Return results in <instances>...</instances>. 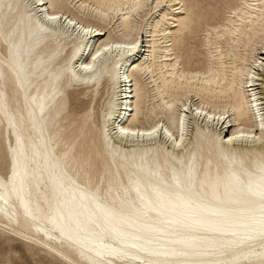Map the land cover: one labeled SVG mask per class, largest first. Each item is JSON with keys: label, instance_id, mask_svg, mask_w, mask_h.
Instances as JSON below:
<instances>
[{"label": "bare ground", "instance_id": "6f19581e", "mask_svg": "<svg viewBox=\"0 0 264 264\" xmlns=\"http://www.w3.org/2000/svg\"><path fill=\"white\" fill-rule=\"evenodd\" d=\"M222 1L0 0V227L67 264H264V0Z\"/></svg>", "mask_w": 264, "mask_h": 264}, {"label": "rangeland", "instance_id": "374dc122", "mask_svg": "<svg viewBox=\"0 0 264 264\" xmlns=\"http://www.w3.org/2000/svg\"><path fill=\"white\" fill-rule=\"evenodd\" d=\"M234 1L237 0H225L222 1V4L224 2L234 4ZM222 4L220 5L221 12L224 8ZM201 35V31H198L197 34L194 35L192 47L194 46L193 49H195L196 53L202 51ZM69 92L70 90L67 89L62 95L65 97ZM99 95L100 92L99 94H95V99L98 98ZM80 97L83 99V96ZM94 117L95 115L93 114L92 120L95 119ZM61 123H65V121H62ZM3 126L4 121L0 116V174L3 178H6L10 171V159L13 153V142L11 133L7 129H4ZM63 132L64 130L62 129L61 133H58L61 135ZM190 132L191 130L189 131V134ZM91 172L95 175L98 173V170L93 169ZM5 229L6 228L0 227V264H67L59 258L54 257V255L46 252V250L35 241L22 237L12 230Z\"/></svg>", "mask_w": 264, "mask_h": 264}, {"label": "snow or ice", "instance_id": "6c2138e0", "mask_svg": "<svg viewBox=\"0 0 264 264\" xmlns=\"http://www.w3.org/2000/svg\"><path fill=\"white\" fill-rule=\"evenodd\" d=\"M49 19H51V20H56L57 19V17H49ZM119 47V46H118ZM135 47V45H129V48H134Z\"/></svg>", "mask_w": 264, "mask_h": 264}]
</instances>
